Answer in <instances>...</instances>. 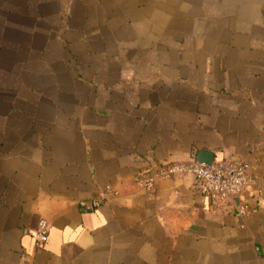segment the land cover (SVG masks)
Listing matches in <instances>:
<instances>
[{
	"label": "crops",
	"instance_id": "crops-1",
	"mask_svg": "<svg viewBox=\"0 0 264 264\" xmlns=\"http://www.w3.org/2000/svg\"><path fill=\"white\" fill-rule=\"evenodd\" d=\"M201 152L254 214L135 188ZM0 264H264V0H0Z\"/></svg>",
	"mask_w": 264,
	"mask_h": 264
},
{
	"label": "built area",
	"instance_id": "built-area-1",
	"mask_svg": "<svg viewBox=\"0 0 264 264\" xmlns=\"http://www.w3.org/2000/svg\"><path fill=\"white\" fill-rule=\"evenodd\" d=\"M251 165L243 160H223L212 164H199L197 161L176 162L153 169L149 174L135 180V188L151 192L160 180H171L191 176L195 179V191L215 200L222 208L232 207L239 218L246 219L256 212L244 198L253 184ZM121 196V191L111 185L105 186L97 198L82 201V211L91 213L99 210L110 199ZM238 200V203L236 200ZM50 225L46 220L39 222L34 234L37 250H43L48 241Z\"/></svg>",
	"mask_w": 264,
	"mask_h": 264
},
{
	"label": "water",
	"instance_id": "water-1",
	"mask_svg": "<svg viewBox=\"0 0 264 264\" xmlns=\"http://www.w3.org/2000/svg\"><path fill=\"white\" fill-rule=\"evenodd\" d=\"M197 162L199 164H212L214 163V156L213 154L211 153H208V152H201L199 155H198V159H197ZM236 202L238 203V200L235 199Z\"/></svg>",
	"mask_w": 264,
	"mask_h": 264
}]
</instances>
